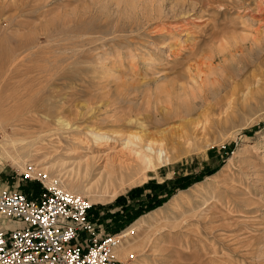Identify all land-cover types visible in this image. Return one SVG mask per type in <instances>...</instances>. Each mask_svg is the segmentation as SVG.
I'll use <instances>...</instances> for the list:
<instances>
[{
    "label": "rangeland",
    "instance_id": "obj_1",
    "mask_svg": "<svg viewBox=\"0 0 264 264\" xmlns=\"http://www.w3.org/2000/svg\"><path fill=\"white\" fill-rule=\"evenodd\" d=\"M0 41L7 53L30 45L27 65H43L32 99L13 89L24 77L0 81V140L27 138L38 149L26 170L0 160V191L39 193L51 186L47 167L66 181L95 157L82 179L93 185L97 157L121 152L123 136L165 134L170 162L91 203L107 231L137 228L136 249L119 259L264 264V0H0ZM6 66L0 60V80ZM29 100L37 111L15 109ZM157 194L164 201L148 209ZM129 206L146 212L131 221Z\"/></svg>",
    "mask_w": 264,
    "mask_h": 264
},
{
    "label": "built area",
    "instance_id": "obj_2",
    "mask_svg": "<svg viewBox=\"0 0 264 264\" xmlns=\"http://www.w3.org/2000/svg\"><path fill=\"white\" fill-rule=\"evenodd\" d=\"M43 183L39 193L0 191V264H127L116 255L121 233L92 219L86 197Z\"/></svg>",
    "mask_w": 264,
    "mask_h": 264
},
{
    "label": "bare ground",
    "instance_id": "obj_3",
    "mask_svg": "<svg viewBox=\"0 0 264 264\" xmlns=\"http://www.w3.org/2000/svg\"><path fill=\"white\" fill-rule=\"evenodd\" d=\"M1 45H2V43L0 41V47H1ZM29 46L30 45H28V44H25L23 46L18 45V48L11 51L12 53H7L6 51L0 50V60L8 59V66H6V71H4V69H3V71H4L3 75H2L3 78L0 80L2 83L1 85H4L5 83H10L11 78L15 79V77H13V75H16V79H18L19 77H21V79H22V77H24L22 81L18 80L19 82H17V83L16 82L14 83V81L12 80V83H14V85L16 87L15 88L13 86V89H15V90L18 89L20 92L17 91L18 92L17 95H19V97L23 96V99H24V96H27V95H28L27 97H29V95H30L29 99H32L34 94H37V92L35 93V92H33V90L29 89L30 88L29 86H31V84L35 81L34 79L37 80L38 78H40L39 76L42 75V74L41 75L39 74V76L36 75V73H38V71L40 70L39 69L40 66L34 68L32 66H28L29 64L27 65V62H30V60H29L30 56L26 55V54L24 55V52H25V50L28 49ZM41 54H44V53H41ZM42 57H43V55L41 56V58ZM35 58L34 59L31 58V59L35 60ZM40 60H42V59H40V57H39V61ZM32 62H34V61H32ZM3 64L4 63H2L1 66H3V68H4ZM41 64H43V63H41ZM42 66L43 65H41V67ZM0 71H1V69H0ZM51 75H52V73H51ZM45 76H47V75H45ZM25 81H27V82H25ZM29 83H31V84L29 85ZM36 83H37V81H36ZM35 89L37 90L38 88L35 87ZM27 97H25V98H27ZM192 97H193V95H192ZM20 98H19V100H20ZM11 100H14V99L11 97ZM2 103H3V106L5 107V105L10 103V100L8 102V100L6 99V101H4ZM13 103L16 104L17 102H13ZM10 106H11V104L9 106H7V108L12 109ZM16 106H17V104H16ZM16 106H13V108ZM37 106L38 105L35 102L31 103L29 100L28 102L22 103L20 106H17L15 109L17 110V108L20 107L21 112H24V113L25 112H33V111H37V109H38ZM20 109L18 108L19 111H20ZM192 123H194L195 126L198 127V130H200L199 128L204 129L206 127V122L204 123L201 120H196V121H193ZM152 135H149V134L142 135L139 133H130L129 135L123 136L121 138L124 141V143H123L124 146L122 147L121 152L115 153V154H113V152H112V154L107 153L103 156H98L97 158L102 157L101 159L103 161H102V165L100 163V166L98 167L99 170H98L97 179L95 178L96 183L95 184L93 183V185L92 184L91 185L86 184V182H84L82 179L88 177L91 174V172L94 170V163H96L98 161L95 157L79 162L76 165L73 172L70 174H67L68 176H65V177H67L66 181H64L62 179L61 172H60L61 169L58 170L55 165L54 166L52 165V167H51L52 169H49L47 167L46 168L47 171L49 170L53 174L51 176H48V174L46 175L47 176V183L51 186H55V187L60 188L64 191H67L69 193H74V194H78L81 196L88 197L90 203H93L95 201L113 200L119 191L118 189L122 186V184L127 179L129 181L130 180L134 181L135 177H137V175L139 173H141L142 170H144L146 168H150V169L155 168L156 162H158V164H161V165H166L168 162L171 161V159H172L171 149H169L167 143L164 142L165 141V134L163 136L164 140L160 139V141L156 140L154 138L155 135L154 136H152ZM99 137H100L99 138L100 140L104 139L106 141L105 138L109 137V136H101L100 135ZM2 139L3 140H0V160L1 161L5 160L8 162H11L14 167L19 168L21 171L26 170V163L34 157L33 153L36 152L37 148L34 150L35 143L31 142L30 140H29L30 141L29 142L27 138L13 139L10 137H5ZM105 141H103V142H105ZM123 150H127L129 152V156L133 157L132 161H127L126 159H128V158L124 159V158L120 157V154L121 155L123 154L122 153ZM96 168L97 167H95V169ZM34 171H35V169L33 168V172ZM62 175H64V174H62ZM117 182L119 185L117 184ZM144 217L145 216H142L140 218V220L137 221L138 222L137 224L140 225L142 223V220ZM137 227H139V226H137ZM136 230H137V228L131 227L119 235L121 243L116 250V255L118 256V258L121 259V258L125 257L128 249H132V250L136 249L135 248L136 246H134L133 242H132V240H134V238H132V237L136 233Z\"/></svg>",
    "mask_w": 264,
    "mask_h": 264
},
{
    "label": "trees",
    "instance_id": "obj_4",
    "mask_svg": "<svg viewBox=\"0 0 264 264\" xmlns=\"http://www.w3.org/2000/svg\"><path fill=\"white\" fill-rule=\"evenodd\" d=\"M188 179V180H187ZM186 180L187 181H185L184 183H182L181 185H179V186H172V187H170V189H169V191H168V193H173L176 189H178V187H180V188H185V187H187L192 181H190L189 180V178H186ZM137 190H139V189H136V191ZM38 193V192H37ZM130 194H132L133 195V191L132 192H130ZM154 197H155V201H153V203H154V205H153V203L151 204V206H149L148 207V209L150 208H154V207H156L157 205H160L164 200L163 199H160L159 198V194H157V195H154ZM125 198L124 197H119L117 200L118 201H121V200H124ZM129 208H130V210H129V212H128V214H129V219L131 220V221H133L135 218H137V217H139L140 215H142V214H144L145 212H146V209L145 208H143L142 206H140L139 208H137V209H135V208H133V207H131V206H129Z\"/></svg>",
    "mask_w": 264,
    "mask_h": 264
}]
</instances>
